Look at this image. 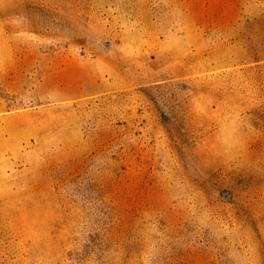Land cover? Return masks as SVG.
<instances>
[{
	"label": "rangeland",
	"instance_id": "374dc122",
	"mask_svg": "<svg viewBox=\"0 0 264 264\" xmlns=\"http://www.w3.org/2000/svg\"><path fill=\"white\" fill-rule=\"evenodd\" d=\"M0 264H264V0H0Z\"/></svg>",
	"mask_w": 264,
	"mask_h": 264
}]
</instances>
